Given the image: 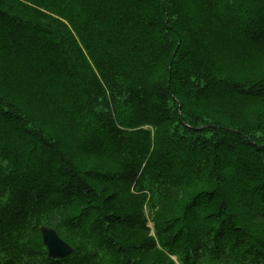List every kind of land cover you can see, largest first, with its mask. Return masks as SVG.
Wrapping results in <instances>:
<instances>
[{
  "label": "trees",
  "instance_id": "16d2710c",
  "mask_svg": "<svg viewBox=\"0 0 264 264\" xmlns=\"http://www.w3.org/2000/svg\"><path fill=\"white\" fill-rule=\"evenodd\" d=\"M262 64L264 0H0V264H264Z\"/></svg>",
  "mask_w": 264,
  "mask_h": 264
},
{
  "label": "water",
  "instance_id": "95a60500",
  "mask_svg": "<svg viewBox=\"0 0 264 264\" xmlns=\"http://www.w3.org/2000/svg\"><path fill=\"white\" fill-rule=\"evenodd\" d=\"M39 233L42 243L47 250L48 258L62 259L73 253V249L58 237L54 229L40 226Z\"/></svg>",
  "mask_w": 264,
  "mask_h": 264
},
{
  "label": "snow or ice",
  "instance_id": "6c2138e0",
  "mask_svg": "<svg viewBox=\"0 0 264 264\" xmlns=\"http://www.w3.org/2000/svg\"><path fill=\"white\" fill-rule=\"evenodd\" d=\"M262 70H264V64H262Z\"/></svg>",
  "mask_w": 264,
  "mask_h": 264
}]
</instances>
